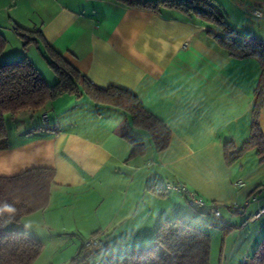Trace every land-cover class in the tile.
Listing matches in <instances>:
<instances>
[{
    "label": "crops",
    "instance_id": "0c3cea01",
    "mask_svg": "<svg viewBox=\"0 0 264 264\" xmlns=\"http://www.w3.org/2000/svg\"><path fill=\"white\" fill-rule=\"evenodd\" d=\"M212 1L230 33L175 11L156 14L114 0H0L4 61L27 58L54 85L43 59L46 45L92 86L133 95L168 130L158 151L124 112L87 95L64 94L40 109L6 115L0 177L54 172L46 208L10 227L42 243L33 264H69L96 234L103 245L89 264H97L108 252L150 246L156 228L177 219L203 230L210 223L213 230L231 229L239 222L233 214H241L240 230L255 226V239L264 235V215L254 218L264 210V160L251 149L227 162L249 138L260 62L229 56L209 35L264 45V0ZM18 32L37 43L24 47ZM258 124L264 137V104ZM125 136L142 150L132 154ZM238 181L244 185L236 187ZM174 182L222 204L223 221L190 210L181 193L164 190ZM234 206L242 209H229Z\"/></svg>",
    "mask_w": 264,
    "mask_h": 264
},
{
    "label": "trees",
    "instance_id": "16d2710c",
    "mask_svg": "<svg viewBox=\"0 0 264 264\" xmlns=\"http://www.w3.org/2000/svg\"><path fill=\"white\" fill-rule=\"evenodd\" d=\"M114 1L131 9L156 14L175 11L187 18H197L219 31L231 32L224 13L212 0ZM17 34L24 40V47L31 42L37 43L26 34ZM209 35L229 56L256 57L260 62L261 74L250 114L249 138L239 150L227 154V162L234 163L251 149L257 151L262 161L264 137L258 119L264 104V45L250 38L239 40L211 32ZM5 47L6 40L0 33V147L6 137V115L14 116L21 111L40 109L57 97L69 94L77 97L87 95L94 101L121 110L129 117L133 126L149 134L156 150L165 148L168 140L167 128L147 113L130 93L117 88L99 89L92 86L61 54L45 45L43 57L57 78L54 85H48L27 58L13 62L4 61L1 56ZM125 138L132 144V154L142 150L141 144L127 136ZM53 176V170L39 168L13 177H0V264H33L38 259L42 243L29 234L10 227L46 208ZM5 206L12 211L6 210ZM219 227L221 230L227 228L223 224ZM210 242V235L199 227L180 219L173 223L163 221L156 228L150 246L108 252L97 264H210ZM101 248L102 246L89 250L82 247L69 264H89L90 259ZM242 264H264V240L259 243L252 257Z\"/></svg>",
    "mask_w": 264,
    "mask_h": 264
},
{
    "label": "rangeland",
    "instance_id": "374dc122",
    "mask_svg": "<svg viewBox=\"0 0 264 264\" xmlns=\"http://www.w3.org/2000/svg\"><path fill=\"white\" fill-rule=\"evenodd\" d=\"M12 45V44H11ZM21 58H14L8 56L5 60L8 62H13ZM44 59V58H43ZM46 69L49 70V67ZM52 72V71H51ZM53 73V72H52ZM54 74V73H53ZM55 75V74H54ZM237 217L239 222H237V227L225 228L224 230L218 226L216 229L213 223H210L212 227H204V231L210 235V264H241L242 259L244 262L250 259L255 252L259 243L264 240V235L260 236L259 239H255L257 228L245 226L243 230H240L245 222V218L241 220V214H233ZM213 220V218H209ZM223 221L222 218L220 220ZM85 241V240H84ZM83 243V242H82Z\"/></svg>",
    "mask_w": 264,
    "mask_h": 264
},
{
    "label": "built area",
    "instance_id": "2783aa9c",
    "mask_svg": "<svg viewBox=\"0 0 264 264\" xmlns=\"http://www.w3.org/2000/svg\"><path fill=\"white\" fill-rule=\"evenodd\" d=\"M257 14V12H254ZM42 119L46 120V115L42 116ZM244 184L242 181L236 182V187H242ZM164 190L166 191H176L178 193H181L187 201V206L192 211H199L204 212L212 217H214L216 220H221L220 210L223 207L222 204L216 203V202H206L201 197H199L195 192L189 190L184 184L180 182H174V183H167L164 185ZM229 209H237L240 210L242 208H239L237 206L229 207ZM261 215H264V210H258L257 213L254 215V218H258ZM82 246L89 250L98 249L102 246V241L100 239L99 235H93L87 240L83 241Z\"/></svg>",
    "mask_w": 264,
    "mask_h": 264
},
{
    "label": "clouds",
    "instance_id": "9594fccd",
    "mask_svg": "<svg viewBox=\"0 0 264 264\" xmlns=\"http://www.w3.org/2000/svg\"><path fill=\"white\" fill-rule=\"evenodd\" d=\"M5 207H6V210L12 211V209L10 207H8V206H5Z\"/></svg>",
    "mask_w": 264,
    "mask_h": 264
}]
</instances>
